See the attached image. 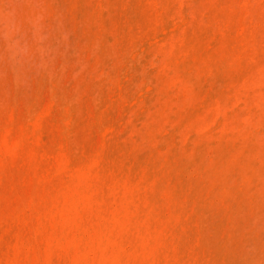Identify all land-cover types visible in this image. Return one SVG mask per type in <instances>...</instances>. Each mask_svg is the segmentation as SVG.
<instances>
[{"label":"bare ground","instance_id":"1","mask_svg":"<svg viewBox=\"0 0 264 264\" xmlns=\"http://www.w3.org/2000/svg\"><path fill=\"white\" fill-rule=\"evenodd\" d=\"M16 6L86 53L0 80V264H264V0Z\"/></svg>","mask_w":264,"mask_h":264},{"label":"rangeland","instance_id":"2","mask_svg":"<svg viewBox=\"0 0 264 264\" xmlns=\"http://www.w3.org/2000/svg\"><path fill=\"white\" fill-rule=\"evenodd\" d=\"M19 2H20V0H5L4 6H3L4 8H2L3 11L2 10L0 11V16H1L0 17L1 18L0 19V33H1L0 43H2L5 46V51L4 50L2 52L0 51V54L2 53L0 55V57L2 58V59L0 58L1 59L0 64H1V62L3 63V64H1L2 66H0V69H2L0 80H3V84H5V81L8 77V75L11 76V75H14V73H16L19 77L18 81L20 83V86H21V88H23L21 96L25 100H27L29 98H31V99L35 98V96H37L39 94H45L48 91H54L56 86H59L60 90H64V88L66 86V78L71 73H73L74 71H78V68H80L78 65L83 64V61L85 58L86 52L82 46L81 41L79 40V37L75 33H73V31L68 27L66 21H61L59 19L48 21L45 18H42L41 15L38 17H33L24 11L17 10L16 4H18ZM7 4H8V6H7ZM9 19H10L11 24L9 23ZM30 19H32V20H30ZM31 21H32V23H31ZM35 21H37V23ZM12 22H14V23H12ZM38 22H39V27H38ZM10 25H13V26H10ZM15 26H16V28H15ZM56 26L58 28V31H56V29H57ZM52 27H53V30H52ZM49 28H50V30H49ZM7 29H9V30H7ZM26 30H27V32H26ZM48 30H49V33H48ZM20 33H22V35ZM43 33H44V36H43ZM58 33H60V34L58 35ZM24 34H25V36H24ZM65 34H67V36ZM13 36H14V38H13ZM64 36H65V40H64ZM10 37H11V39H10ZM18 39H20V40H18ZM50 41H51V43H50ZM27 43L29 45V48L27 47ZM34 43L36 45H33ZM72 43H73V46H72ZM70 45H71V47H70ZM63 46H64V48H63ZM61 48H63V50ZM71 48H72V51H71ZM29 49H30V51H29ZM31 50H33V52ZM55 52H57V53H55ZM63 52H64V54H63ZM78 52H79V54L81 53V55H79ZM48 53L50 55H48ZM21 54L25 55V56L21 57ZM54 55L56 57L58 56L59 58L58 57L56 58ZM78 56L80 58H78ZM4 57H5V60H4ZM73 58L74 59L76 58L77 61L74 60ZM56 59H58V60H56ZM79 59H80V62H79ZM65 60H66V62H65ZM3 61L4 62L6 61V62L4 63ZM63 62H65V63H63ZM4 64H5V66L7 65L8 69L3 70L6 68L5 66H3ZM64 66H66L67 68L66 67L64 68ZM2 67H4V68H2ZM25 68L26 69L29 68V69L26 70ZM7 70L10 73H8ZM56 70H57V72H56ZM2 71L3 72L5 71L4 76H3ZM61 76H63V77H61ZM64 76H66V77H64ZM60 78H62V80ZM59 81H61V83ZM24 83L26 86H24ZM26 83H28V84H26ZM59 84H61V85H59ZM1 86H2V84H1Z\"/></svg>","mask_w":264,"mask_h":264}]
</instances>
